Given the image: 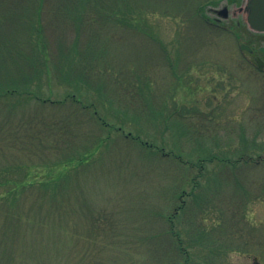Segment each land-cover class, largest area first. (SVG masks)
Here are the masks:
<instances>
[{
  "label": "rangeland",
  "instance_id": "1",
  "mask_svg": "<svg viewBox=\"0 0 264 264\" xmlns=\"http://www.w3.org/2000/svg\"><path fill=\"white\" fill-rule=\"evenodd\" d=\"M118 1L124 12L106 27L87 5L81 26V6L59 23L44 4L49 63L63 73L51 88L44 73L41 90L67 98L63 113L77 94L115 130L97 141L107 128L83 117L70 146L30 157L52 166L98 145L57 197L50 185L24 190L17 207L43 204L45 224L29 217L17 237H0V264H264V70L231 31L199 18L198 6L210 14L220 0ZM21 156H0L12 178Z\"/></svg>",
  "mask_w": 264,
  "mask_h": 264
},
{
  "label": "trees",
  "instance_id": "2",
  "mask_svg": "<svg viewBox=\"0 0 264 264\" xmlns=\"http://www.w3.org/2000/svg\"><path fill=\"white\" fill-rule=\"evenodd\" d=\"M74 1L76 0H0V156L1 158L4 156L3 159H6V156L19 154L27 160L19 163L23 171L20 178H12L11 175H8L9 170L13 167L9 164L10 162L5 160V163L0 165V186L7 188L8 191L3 204L0 205V213L5 218L0 216L2 220L0 237L2 238L11 237L14 239L17 237L20 233V226L17 222L28 220L29 217L38 219L40 224H45L44 218L37 217V213L42 210L43 204L36 207L32 204L17 207L20 195L24 193V190L30 188L28 186H34L38 183L50 185L53 188L51 195L57 197L60 188L63 187L62 183L66 174L70 173L71 170L74 171L86 166L89 162L87 160L91 159L92 156L83 155L93 152L91 148L98 145L95 143L81 156H72L66 159L54 156L56 161L52 166H48L44 162L39 163L38 166L30 163L31 156L62 152L64 150L62 146L68 147L73 143L75 124L83 117L99 120L102 122L100 124L107 128V135L97 139V141L107 139L110 134L109 131L115 130L111 124L97 115L90 103H83L77 94V98L73 94L74 98L71 99L72 105L70 106L72 107L66 106L65 113H63V105H65L67 98L53 101L50 99V93L45 96L41 90V83L44 81L43 76L45 77L44 73L48 75L46 79L48 88H51L50 75L54 74L59 78L63 73L62 64L52 63L51 65L49 63V59L51 61L49 49L46 47V40H43V38H47L46 31L44 32V20L42 19L45 15V2L52 5L53 13L59 12L58 14L62 15L57 18L59 23L62 21L68 23L66 18L72 16L73 8L81 6L79 15L75 16L74 19V23L81 26H84V23L81 22L83 24H80L79 17L83 12H87L86 5L90 7L91 19L95 18L96 23L100 25L99 27L108 26L112 17V21L115 22L114 18L124 12L118 8V0H85L81 4L72 5ZM67 5L70 6L69 9ZM62 7L68 15L63 14L64 9ZM204 9L205 6L197 7L200 17L196 16L201 20H203L202 18L205 19ZM24 16L26 18L21 24L18 22V17ZM120 21L121 19L118 18V22ZM9 28H14V30ZM56 41L60 43L61 39L56 37ZM36 54H39L38 57H35ZM61 54L63 53L61 52ZM84 74H88L87 70ZM79 89L77 86L76 91ZM48 102L52 106L49 112L46 111ZM91 109L92 112L89 111ZM58 115H61V121L58 120L52 125L50 122L48 124V120L58 119L56 118ZM61 132L67 133L68 138L62 141ZM48 149L50 150L48 151ZM41 166L43 167L42 170L38 171L37 168ZM3 172L6 175H3ZM9 196H12L14 200H9ZM58 208L59 205L55 207L56 210ZM178 244H180L179 241ZM185 255L187 256L186 253Z\"/></svg>",
  "mask_w": 264,
  "mask_h": 264
},
{
  "label": "flooded vegetation",
  "instance_id": "3",
  "mask_svg": "<svg viewBox=\"0 0 264 264\" xmlns=\"http://www.w3.org/2000/svg\"><path fill=\"white\" fill-rule=\"evenodd\" d=\"M208 7L211 11L207 14L204 9L205 21L208 25L225 28L233 33L241 44L249 47L240 49L244 58L258 70H264V53L260 48L264 47V32H256L248 27L244 21L242 0H220V2H210ZM248 14V12H247ZM258 60L259 62H256Z\"/></svg>",
  "mask_w": 264,
  "mask_h": 264
},
{
  "label": "water",
  "instance_id": "4",
  "mask_svg": "<svg viewBox=\"0 0 264 264\" xmlns=\"http://www.w3.org/2000/svg\"><path fill=\"white\" fill-rule=\"evenodd\" d=\"M244 10L248 12L247 20L251 28L256 32H264V0H246ZM241 48L249 50L245 44H242ZM260 50L264 53V47Z\"/></svg>",
  "mask_w": 264,
  "mask_h": 264
}]
</instances>
